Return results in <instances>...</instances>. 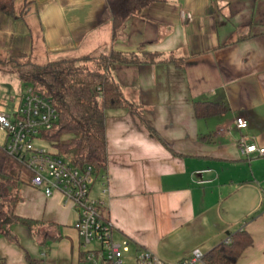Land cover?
<instances>
[{
	"label": "crops",
	"instance_id": "0c3cea01",
	"mask_svg": "<svg viewBox=\"0 0 264 264\" xmlns=\"http://www.w3.org/2000/svg\"><path fill=\"white\" fill-rule=\"evenodd\" d=\"M5 17L2 40L31 35L40 63L111 50L158 54L110 68L138 112L106 111L107 165L92 194L115 240H130L124 259L143 248L179 261L244 229L253 243L236 264H264V156L238 146L244 136L264 147V0H159L115 33L106 0H15ZM199 101L226 110L198 118ZM18 192L15 214L27 223L12 219L0 232V262L82 264L84 252L99 249L84 244L61 192L47 197L30 179Z\"/></svg>",
	"mask_w": 264,
	"mask_h": 264
},
{
	"label": "trees",
	"instance_id": "16d2710c",
	"mask_svg": "<svg viewBox=\"0 0 264 264\" xmlns=\"http://www.w3.org/2000/svg\"><path fill=\"white\" fill-rule=\"evenodd\" d=\"M111 11L114 33L132 16L142 13L159 0H106ZM0 14L12 17L15 0H0ZM8 58L1 59L21 74L25 86L48 96L58 111L54 129L45 139L59 156L79 167L91 166L95 175L107 165L106 111L127 108L138 112V105L130 102L111 74L112 64L137 65L155 62L157 53H124L111 50L97 52L73 59H59L40 63L30 52L32 36L11 39ZM198 118L208 117L226 110V106L211 101L195 102ZM30 178L26 166L9 155L0 145V232L9 218L27 223L15 214L19 201L18 187L25 182L22 174ZM28 178V179H29ZM253 243L247 230H239L228 240L205 254L206 264H236L243 252ZM82 254V263L87 260Z\"/></svg>",
	"mask_w": 264,
	"mask_h": 264
},
{
	"label": "built area",
	"instance_id": "2783aa9c",
	"mask_svg": "<svg viewBox=\"0 0 264 264\" xmlns=\"http://www.w3.org/2000/svg\"><path fill=\"white\" fill-rule=\"evenodd\" d=\"M57 121L58 111L52 100L27 85L15 110L0 111V135L5 141L1 146L26 166L34 187L43 188L47 197L59 191L66 203L71 202L78 214L74 229L85 245L98 243L100 246L98 250L88 252L87 260L82 264H126L123 259L131 249L130 240H115L113 225L104 217L100 200L92 194L94 169L76 166L56 151L36 146L37 142L46 141L45 134L54 129ZM236 125L244 129L248 121L238 117ZM238 146L246 157L264 156V147L248 143L244 136L238 140ZM204 257L201 250L195 249L188 258L166 262L149 250L137 248L131 260L133 264H206Z\"/></svg>",
	"mask_w": 264,
	"mask_h": 264
},
{
	"label": "rangeland",
	"instance_id": "374dc122",
	"mask_svg": "<svg viewBox=\"0 0 264 264\" xmlns=\"http://www.w3.org/2000/svg\"><path fill=\"white\" fill-rule=\"evenodd\" d=\"M2 17L3 15L0 14ZM5 17V16H3ZM7 17V16H6ZM5 17V18H6ZM12 46L11 41L9 40H2L0 37V58L7 59L8 58V49ZM7 64H4L0 61V111L10 112L17 106L19 100H21L24 92H25V85L23 84L21 74L18 71H12ZM4 138L0 135V145L4 144ZM36 146H43L48 148L49 150L55 151V149L51 146L48 141H39L37 142ZM28 175L23 173L22 179L24 181L28 180ZM12 218L6 220L3 224V229H6V224H8ZM31 228V227H30ZM33 228V227H32ZM95 246L94 244L88 245L89 248ZM131 255V254H130ZM129 256V255H127ZM125 257L123 259L126 264H131V256L129 258ZM131 260V261H130ZM133 263V262H132Z\"/></svg>",
	"mask_w": 264,
	"mask_h": 264
}]
</instances>
